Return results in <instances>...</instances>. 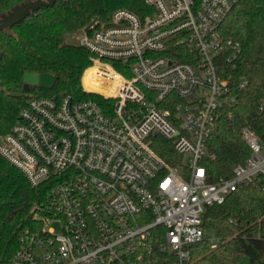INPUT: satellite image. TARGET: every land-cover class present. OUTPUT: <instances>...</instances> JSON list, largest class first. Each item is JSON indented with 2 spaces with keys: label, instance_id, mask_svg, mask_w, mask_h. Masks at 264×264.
<instances>
[{
  "label": "built area",
  "instance_id": "1",
  "mask_svg": "<svg viewBox=\"0 0 264 264\" xmlns=\"http://www.w3.org/2000/svg\"><path fill=\"white\" fill-rule=\"evenodd\" d=\"M239 1L144 0L142 15L118 9L108 27L84 29L82 88L108 103L34 96L0 137V154L32 186L49 185L41 225L25 231L11 264H156L152 238L170 264H188L206 208L264 180V144L247 128L250 155L231 176L209 181L201 164L237 101L222 72L238 45L221 26ZM88 72L99 89L85 86ZM157 136L179 164L159 155Z\"/></svg>",
  "mask_w": 264,
  "mask_h": 264
},
{
  "label": "trees",
  "instance_id": "2",
  "mask_svg": "<svg viewBox=\"0 0 264 264\" xmlns=\"http://www.w3.org/2000/svg\"><path fill=\"white\" fill-rule=\"evenodd\" d=\"M26 1L0 0V15ZM118 9L137 15L148 10L144 0H53L0 30V137L10 131L20 108L34 96L71 94L94 98L102 107L108 103L83 91L81 77L91 64L90 52L66 38L93 20L90 29L108 27ZM221 32L238 45L235 59L226 63L222 72L237 101L230 109L231 116L221 117L208 138L201 164L209 181L231 176L232 168L250 155L243 129L253 131L264 144V0L239 1L222 23ZM26 72L51 74L53 86L30 85L25 91ZM89 77L90 72L84 76L85 86L96 89ZM155 139L159 141V155L179 164L170 143L159 136ZM263 184L264 180L241 184L222 203L206 208L204 238L190 246L188 264H264ZM48 188L47 183L32 186L23 172L0 154V264H11L25 231L40 227L37 216ZM149 241L155 244L159 257L154 260L156 264L174 262L171 253L160 248L155 239Z\"/></svg>",
  "mask_w": 264,
  "mask_h": 264
},
{
  "label": "water",
  "instance_id": "3",
  "mask_svg": "<svg viewBox=\"0 0 264 264\" xmlns=\"http://www.w3.org/2000/svg\"><path fill=\"white\" fill-rule=\"evenodd\" d=\"M53 0H29L13 7L7 13L0 15V30L9 28L16 24L20 19L38 8L52 4ZM96 20H93L85 30L90 29ZM54 83V77L51 74H39L35 72H26L23 75V88L29 90L30 85L40 86L43 88H51Z\"/></svg>",
  "mask_w": 264,
  "mask_h": 264
},
{
  "label": "rangeland",
  "instance_id": "4",
  "mask_svg": "<svg viewBox=\"0 0 264 264\" xmlns=\"http://www.w3.org/2000/svg\"><path fill=\"white\" fill-rule=\"evenodd\" d=\"M83 34H84V29H81V30L77 31L75 34L67 36L66 41L78 44L79 39ZM82 76H83V74H82ZM81 83H82V77H81ZM210 242L212 243L211 249L215 248V241H213V239H212V240H210Z\"/></svg>",
  "mask_w": 264,
  "mask_h": 264
}]
</instances>
